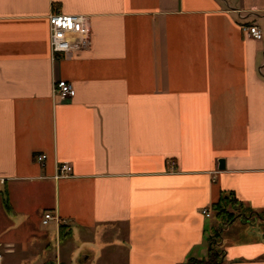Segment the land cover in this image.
I'll return each mask as SVG.
<instances>
[{"label": "crops", "instance_id": "crops-1", "mask_svg": "<svg viewBox=\"0 0 264 264\" xmlns=\"http://www.w3.org/2000/svg\"><path fill=\"white\" fill-rule=\"evenodd\" d=\"M52 13L87 16L90 48L52 62ZM215 244L264 264V0H0V264H190Z\"/></svg>", "mask_w": 264, "mask_h": 264}, {"label": "built area", "instance_id": "built-area-1", "mask_svg": "<svg viewBox=\"0 0 264 264\" xmlns=\"http://www.w3.org/2000/svg\"><path fill=\"white\" fill-rule=\"evenodd\" d=\"M49 24V48L51 61H59L65 55L73 54L75 52L88 50L91 45V30L89 19L82 14H60L52 13L48 17ZM240 30L244 35L257 41L263 38L262 31L253 24L240 23ZM54 96L59 100H66L75 95L73 85L65 80L54 81ZM46 156L44 154L38 155L35 161L43 166ZM173 169V162L169 163ZM72 165L69 163H62L57 165L55 178H64L72 174ZM202 214L210 217V212L207 209L202 210ZM51 220L58 221V217L50 212H46L43 216L42 223L47 224ZM1 258V255H0Z\"/></svg>", "mask_w": 264, "mask_h": 264}, {"label": "trees", "instance_id": "trees-1", "mask_svg": "<svg viewBox=\"0 0 264 264\" xmlns=\"http://www.w3.org/2000/svg\"><path fill=\"white\" fill-rule=\"evenodd\" d=\"M220 213H224L223 210L219 211ZM234 216H232L228 223L233 220ZM63 228V227H62ZM221 254L217 252L216 249L213 247H210L209 250V257L206 260L198 261V260H193L190 264H219V259H220Z\"/></svg>", "mask_w": 264, "mask_h": 264}, {"label": "rangeland", "instance_id": "rangeland-1", "mask_svg": "<svg viewBox=\"0 0 264 264\" xmlns=\"http://www.w3.org/2000/svg\"><path fill=\"white\" fill-rule=\"evenodd\" d=\"M236 219V220H235ZM234 219V221H232L231 223H230V225H232L231 226V231L230 232H228L227 234L225 233V235L227 236V237H231V236H234V237H237L238 235H237V233H238V231H239V226L241 227V224H240V222H241V220H239L238 218H235ZM223 224H224V226H225V228L227 227V225H228V222H224L223 221ZM218 227H220V228H222V229H225L223 226H218ZM215 232H216V229H215ZM224 233V232H223ZM219 245H214L213 246V248L215 249V248H217ZM81 257V256H80ZM78 258H79V256H78ZM80 264V263H79Z\"/></svg>", "mask_w": 264, "mask_h": 264}, {"label": "water", "instance_id": "water-1", "mask_svg": "<svg viewBox=\"0 0 264 264\" xmlns=\"http://www.w3.org/2000/svg\"><path fill=\"white\" fill-rule=\"evenodd\" d=\"M223 167H224V162L220 161V169H223Z\"/></svg>", "mask_w": 264, "mask_h": 264}]
</instances>
